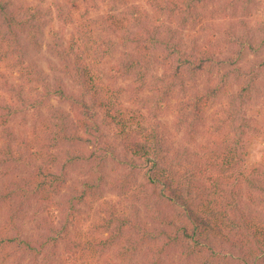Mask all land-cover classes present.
I'll return each mask as SVG.
<instances>
[{"label":"trees","instance_id":"1","mask_svg":"<svg viewBox=\"0 0 264 264\" xmlns=\"http://www.w3.org/2000/svg\"><path fill=\"white\" fill-rule=\"evenodd\" d=\"M110 1L131 8L108 13L99 21L105 34H110L108 39L88 23L78 44L85 46L86 58H96L99 65L111 60L109 74L132 82L115 88L111 79L105 80L107 74L78 56L74 81L81 92L75 96L68 95L61 81L52 89L44 72L33 62L26 63L23 9L13 0H0V71L18 72L22 83L39 95L26 108L36 114L28 136H19L9 125L14 120L11 114L16 116L19 109L0 114V217L7 215L0 230V264H23L27 253L37 258L49 245L58 248L64 236L73 240L83 264L99 261L113 247H117V262L108 264H163L172 251L189 264H229V259L236 264H264V159L253 165L247 160L244 139L259 129L240 109L250 100L244 98H250L256 75L238 65L242 49L255 51V43L228 32L227 40L214 33L187 46L178 29L147 23V11L134 5V0ZM216 1L154 0L153 5L162 16L178 18L189 30H205V18L198 10ZM75 3L72 10L78 12L81 8ZM91 22L93 27L99 23ZM235 44L240 50L228 56L223 46ZM160 66L165 67L161 76L156 73ZM203 77L207 82L201 88ZM127 92L139 105L136 110L125 105ZM54 97L72 102L75 116L55 108ZM45 106L49 117L42 114ZM216 106L219 120L211 123L207 113ZM168 110L180 113V122L188 125L194 138L203 133L212 137L214 147L209 148L207 159L198 154L192 161L172 150L166 122L158 118ZM101 114V122H110L116 129L121 157L113 143H102ZM112 156L127 170L116 183L118 202L105 200L103 189L109 184L105 168ZM83 162L94 176L66 198L68 170ZM141 173L145 180L140 184ZM62 195L64 204L59 200ZM123 198L134 208L142 205L145 215L138 208L133 212L129 206L122 208ZM34 200L42 212L48 211L45 227L51 222L46 227L50 239L34 241L25 235L19 213ZM90 200H103L107 215L98 217L92 232L83 230L73 239L72 227L81 221L79 206ZM55 208L62 210L60 227L52 212Z\"/></svg>","mask_w":264,"mask_h":264},{"label":"rangeland","instance_id":"2","mask_svg":"<svg viewBox=\"0 0 264 264\" xmlns=\"http://www.w3.org/2000/svg\"><path fill=\"white\" fill-rule=\"evenodd\" d=\"M16 7L21 6L23 9L22 15L24 21H27L25 25V31L23 32V42L26 51V63L37 65L44 72V80L49 83L55 89L58 82L63 84L68 95L77 96L81 92L80 86L74 81L77 57H83L85 63L89 64L94 69L102 70L105 74H109L110 69L113 67V62L108 60L106 63L99 65L96 58H86L85 46L78 44V39L85 34L86 25L90 23L92 29L102 38H109L110 34L106 33L105 28L102 27V19L107 16L108 13H121V11H129V7H124L120 3H114L98 0L96 2H84L83 0H13ZM79 3L80 11L76 12L72 10L75 2ZM154 0H134V5H140L142 10H146L148 13L149 24L164 27H171L178 29L182 42L187 46H191V42L195 38L201 37V42L206 41L207 37L212 34L225 37L228 39V32H233L235 35L241 38V40H250L254 44L253 51L251 48L242 49V55L238 65L243 67L244 70L255 71L256 79L253 83V90L250 93V99L246 101L241 107L242 114L246 117L254 119V124L258 125V132L250 133L251 137H245L243 142V149L249 153V163L251 165L263 162L264 159V0H217L216 2H209L204 7L199 9V13L205 18V30L197 28L196 30H189L185 26L181 25L178 18L172 19L168 14L162 16L157 12V7L153 5ZM250 1V2H248ZM231 2L235 5H230ZM114 3V4H113ZM76 5V3H75ZM113 9V11H112ZM122 9V10H121ZM72 11V12H71ZM89 11V12H88ZM131 12V11H130ZM92 19H97L99 23H93ZM164 20V21H163ZM236 37V36H235ZM215 37V41H216ZM223 40V38L219 37ZM117 41H120V39ZM224 52L228 56H231L233 52L240 50L239 44L229 47L223 46ZM187 48V47H186ZM119 49H123V45L119 46ZM229 49V50H228ZM121 54L120 52L117 54ZM165 71L164 66H160L156 73L161 76ZM105 76V80L111 81L115 88L118 86L130 84L132 81L128 80L121 82V78L117 79L112 73V78ZM109 77V78H108ZM114 80V81H113ZM116 80V81H115ZM207 79L203 77L201 80V88L205 86ZM233 91L238 90L237 84L233 85ZM43 89L41 88L40 92ZM194 92V91H193ZM192 92V93H193ZM148 93V92H147ZM150 94V93H149ZM190 94V93H189ZM130 93L124 94V103L127 107L136 110L139 105L135 99H129ZM237 95V94H235ZM235 95L231 96L234 99ZM39 96V95H38ZM32 90L30 85L22 83L19 78V73L11 69H1L0 71V114L6 115L7 113H13V110L19 109V112L14 117L13 122L9 125L13 128L19 136H28L32 130L35 122V111L26 109L28 104L33 99L38 97ZM151 96V95H150ZM185 98L187 96L185 95ZM174 100L176 98H173ZM178 99V98H177ZM180 99V98H179ZM182 99V98H181ZM184 99V98H183ZM224 99H230L224 97ZM52 105L63 111H67L75 116V112L72 110V102L54 97L52 99ZM216 108L208 110L207 115L210 116L209 122L216 123L218 118V109ZM42 114L45 117H49V109L45 107L41 108ZM161 120L166 122V130L168 142L174 152L183 153L186 158L194 161L198 154L204 160L209 157V148L212 145V137L208 133L197 135L195 138L189 133L188 125L180 122V113L176 110H168L163 116L164 112H160ZM103 115H100L99 122L103 121ZM102 130L100 136H102V143L111 142L117 149V157L122 156L123 147L117 142L115 135L116 129L112 127L110 122H101ZM3 131V127H0V133ZM235 135V133H233ZM4 142V141H3ZM214 147V146H213ZM208 154V155H207ZM90 165L87 162L76 164L74 167L68 170L70 189L67 190V198L69 195H75L76 190H81L84 185L85 179L94 176L93 169L90 173ZM22 174L26 175L24 170H19ZM122 165L118 164L114 160V156L108 161V166L105 168V174L108 176L105 189V200H111L114 202L119 201V192L116 190V183L121 177L122 173L126 172ZM144 172V171H142ZM145 173V172H144ZM144 173L138 176V181L144 182ZM137 180V179H136ZM59 197V200L64 204L65 197ZM130 207L132 212L137 208L139 209L141 216H144L145 209L141 205L134 208L133 203L126 201L125 198L121 200V207ZM81 209L80 223L75 228L72 227L73 232L70 236L75 239L77 233L84 232L83 230H91V226L97 222V219L101 215H107L108 206L103 204V200L95 201L90 200L84 205L79 206ZM57 214V226L60 227V222L63 218L62 210L55 208L52 210ZM7 216V215H6ZM6 216L0 217V230L5 223ZM48 216V211H41L40 205L36 200L24 206L23 211L19 213L20 221L23 225L25 235L36 241L38 238L50 239L52 234L46 227L51 225V222H47L45 217ZM50 221V220H49ZM63 237V236H62ZM73 240L66 238L60 240L59 247L55 248L53 245L46 247L37 258H34L31 253H27L24 257L23 264H83L81 261V254L72 246ZM117 247H113L111 250L100 258L99 261L92 262V264H108L110 261H115L117 256ZM169 256L164 258L163 264H189L185 261L179 252L172 251ZM139 260L140 256L137 257ZM117 262V260H116ZM234 259H229V264H236Z\"/></svg>","mask_w":264,"mask_h":264}]
</instances>
